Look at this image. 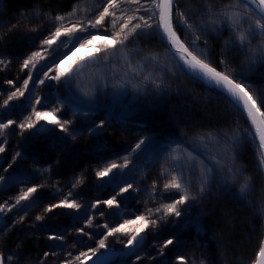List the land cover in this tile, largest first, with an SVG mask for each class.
Returning a JSON list of instances; mask_svg holds the SVG:
<instances>
[{"label":"snow or ice","instance_id":"6c2138e0","mask_svg":"<svg viewBox=\"0 0 264 264\" xmlns=\"http://www.w3.org/2000/svg\"><path fill=\"white\" fill-rule=\"evenodd\" d=\"M182 3H185V0H93L92 7L73 5L72 10L66 14L53 15L50 12L34 10L32 15L36 19L43 17L49 27L45 32H40L41 25H25L27 31L40 33L39 43L31 42L34 50H30L20 62V72L25 77L22 83L19 82V76L15 80L6 79L3 82L9 87L5 90L7 95L0 103V108L7 111L15 107L19 112L27 111L28 114L24 115L22 120L8 117L0 122V153L5 152L4 145L8 143V135L11 134L8 130L15 128L23 138L31 130L42 131V121L64 134L58 137L60 144L67 143L68 138L76 140L74 120L61 118L59 115L63 109L68 108L75 116L78 108L85 105L84 100L71 92L73 77L83 73L86 68L101 63V56L103 63L109 64L117 53L127 70L115 80L112 87L121 90L122 94L129 88L136 97L147 95L149 89L158 97L166 92L171 93L172 83L166 80L165 76H175L178 70L194 82L209 85L210 89L226 100L236 112L246 117L249 127L242 133L239 129H234L232 133L192 129L193 140L204 149V153L197 151L192 142L182 138L164 146L162 151L165 156L159 174V178H164L162 190L157 189L158 181L153 180L149 192V200L155 207H149V201H145L144 212L131 218H125L121 206L124 204L125 194L141 191V186L135 184L137 165L134 161L142 160L146 152L156 147V140L151 136H142L127 155L107 160L94 171L95 177L100 181L98 188L111 187L114 193L106 199L96 198L85 205L74 198L78 193L74 194L73 190L84 184L85 178L82 174L74 179L71 190L54 203L41 205L39 192L45 187L44 183L21 188L18 195L0 203V235L11 231L4 217L13 213L14 209L18 213L23 212V215H19L18 219L13 218V226L24 224L34 207H42V211L32 217V227H36L35 222H44L48 214L57 209L69 210L65 214L70 216L73 230L81 237L77 243L84 250L74 256L72 251H67L66 258H61L60 253L55 250L44 251L41 259L33 262L29 261L26 253L8 250V246L4 245L5 250H0V264H21L22 261L28 264H45L49 256L61 258V264H87L93 257L99 260L97 254L101 249L109 248V237H124L120 242L128 251L123 255L135 256L133 264H139L144 257L138 254L137 249H143V241L149 227L156 229L161 223H167L169 217L180 218L187 215L182 212V206H192L195 202L208 199L213 194L214 186L225 196L231 195L236 200L251 204L248 198L257 190L254 178L238 166L237 158L245 142L255 144L257 168L260 176L264 177V94L254 92L247 79L248 74L255 71L257 66H264V0H231L219 9L206 0L204 11L196 20H190L187 14L194 11L191 5L182 8ZM28 18V13H20L21 20ZM18 27L19 21L10 24L7 31L10 33ZM225 29L230 35L229 39L223 41L217 66L213 63L209 51L202 48L199 42L202 35H214L219 38ZM181 30L184 32L183 38ZM188 33L193 37L190 41L187 40ZM5 35L6 33L0 34V40H3ZM62 38L70 40L72 46L68 48ZM98 40L102 41L99 46ZM153 40L163 44L166 53L162 56L159 52L148 51L134 64L132 57L143 53L144 49H129L128 45L140 42L151 44ZM203 44L207 46L209 40L204 39ZM62 46L67 50H62ZM79 49L90 51L85 56L76 57V51ZM232 49H237L236 56H242L238 66H233L229 61L228 52ZM169 59L175 61L173 67H169ZM12 63L13 60L0 50V71L7 70ZM146 68L151 70L145 73ZM261 75L264 76V73ZM100 79L103 80L104 77L101 76ZM46 81L63 85L69 89L70 94L64 99L57 98L54 106L45 108L44 97L36 94L35 89L44 86ZM104 87L107 88L108 84L105 83ZM81 92L89 99L95 96L94 91L82 89ZM175 92L179 93L178 87ZM21 98V103H15L21 101ZM87 107L95 109L96 106L89 103ZM105 123V119L98 123L92 121L94 127H89L88 133L97 134L98 130L105 127ZM187 134L186 131L183 135ZM186 144L188 146H185ZM209 145L212 146L210 155L207 154ZM190 148L192 150H189ZM18 158H22L20 152L12 156V161L15 162ZM8 167L11 168L12 165L9 164ZM194 170H198L195 188ZM4 171L7 172L8 169ZM50 171L51 165L36 170L38 176ZM129 175L132 176L131 180L125 178ZM13 182L28 184L29 179L16 181L12 177L0 176V183L7 185ZM57 191L63 190L58 188ZM261 192L264 193V186ZM158 198L167 202L157 204ZM105 208L113 210L107 214L111 222L99 224L97 216L105 218ZM258 211L260 218L264 219V196ZM40 229L49 231L43 223H40ZM97 229L101 231L97 232ZM97 235L100 238L95 240V247L86 244L82 239L87 237L93 240ZM46 239L53 242L52 249L68 247L64 232H53L48 234ZM181 244L182 241L174 234L163 241L158 252L163 255L164 249ZM22 247V244L16 245L17 249ZM72 247L75 248L76 245ZM255 256L252 264H264V238L260 240ZM93 264H96V261ZM176 264L189 262L184 255H177ZM199 264H206V261L201 260Z\"/></svg>","mask_w":264,"mask_h":264},{"label":"trees","instance_id":"16d2710c","mask_svg":"<svg viewBox=\"0 0 264 264\" xmlns=\"http://www.w3.org/2000/svg\"><path fill=\"white\" fill-rule=\"evenodd\" d=\"M205 2L206 0H185L181 7L191 5L194 11L187 14L190 20H196L204 11ZM207 2L219 9L224 4L230 3L231 0H207ZM77 4L84 8L88 5V8L93 6V3H89L88 0H0V25H2L0 34L6 33L5 38L0 40V50H3L4 55L13 60L7 70L0 71V93H3L0 95V103L6 98L7 92L5 90L9 87L3 82L6 79L15 80L19 76V82L22 83L25 77L20 72V62L30 50H34L31 42L39 43L40 33L27 31L25 25L27 24L29 27L41 25L40 32H45L48 28L43 17L36 19L32 15L34 10L38 9L44 13L50 12L53 15L56 13L66 14L72 10L73 5ZM21 12L28 13L29 18L21 20ZM204 18L206 19V17ZM18 21L19 27L9 33L7 29L10 24H16ZM181 35L183 38V30H181ZM229 35V31L225 29L219 38L214 35L201 36L200 46L209 51L213 63L217 66H219L217 62L223 41L229 39ZM191 39L193 37L191 33H188L187 40L190 41ZM204 39L209 40L207 46L203 44ZM134 47L144 49L142 54L154 51L163 56L166 53L165 46L158 40H153L151 44L140 42ZM62 50H64L63 46ZM236 51L237 49H232L228 52L229 61L233 66L240 65L242 59V56L235 55ZM76 56H80V54L76 53ZM174 64L175 61L169 59V67H173ZM149 70V68L145 69L146 72ZM262 73H264V66H257L255 71L248 74L247 79L250 85L253 83L258 85L263 90L260 93L264 94V76L261 75ZM165 79L172 83L173 91L171 93L166 92L163 96L158 97L149 89L147 95H140L139 97L134 95V100L131 103V114L123 110L124 114L127 113L128 121L127 124L123 125L132 126L119 127L115 125H120L119 121L121 120L117 113L121 110L105 112L101 118L106 120L105 127L98 130L97 134H89L87 129L94 127L92 121L98 123L101 119H86L87 115L92 114L79 107L75 116H73V111L68 108L63 109L59 114L61 118L74 120L73 127L76 129L77 135V139L74 141L68 138L67 143L60 144L58 139H54V137H61L64 134L60 133L58 129H53L52 125L45 126L46 130L42 132L31 131L26 133L23 138L15 128L8 130L11 134L8 135V143L4 145L5 152L0 153V176L7 178L10 177L6 176L10 171L21 169V179L28 178L29 183L13 182L7 185L0 183V203L18 195L23 187L40 183L45 184V187L39 192L41 205L57 202L63 193L71 190L72 182L81 174L85 178L84 184L73 190L74 194L78 193L74 198L85 205L90 204L96 198L106 199L114 193L111 187L98 188L100 181L95 177L94 171L107 160L127 155L135 142L142 136H151L156 140V147L146 152L142 160L134 161L137 165L135 184L141 186V191L125 194L124 204L121 206L125 218H131L133 215L144 212L145 201H149V207H155V204L149 200V192L153 180L158 181L157 189L162 190L164 178H159V174L165 156L162 151L164 146L177 138H182L192 142V145L199 151L201 149L193 140L192 129L232 133L233 130L228 125L229 118L238 117L239 121L237 122L246 128L249 127L245 117L236 112L226 100L218 96L210 87L194 82L178 70L175 76L168 74ZM58 85L60 84L55 81H46L44 86L35 89L36 94L44 97L45 108L54 106L57 98L64 99L70 94L67 88L63 85L59 88ZM177 87L179 93L175 92ZM61 88L64 91H61ZM183 91L185 94L181 93ZM22 101L23 98L15 103ZM27 114V111L21 113L15 107L9 108L7 111L0 108V122L8 117L22 120ZM111 128H114L115 131L112 132ZM241 129L239 131L242 133ZM186 131L188 134L183 135ZM17 140L18 145L14 146ZM16 152H20L22 158L13 162L12 156ZM10 162L14 163L11 169L8 167ZM237 164L245 170L247 175L254 178L257 190L248 198L251 204L236 200L231 195L225 196L214 186L213 194L208 199L195 202L192 206H182V212H186L187 215L180 218L169 217L167 223H161L156 229L149 227L143 241V249H137L138 254L144 257L139 264H176L177 255H184L189 264H199L201 260L206 261V264H252L253 259L256 258L255 254L258 251L260 240L264 237V219L260 218L258 211L262 196H264V193L261 192V188L264 186V177L260 176L257 168L258 159L255 144L250 142L243 144L239 151ZM49 165H51V171L38 176L36 170L48 168ZM4 169H8V171L5 172ZM197 171H193L194 188ZM125 178L131 180L132 176L129 175ZM21 179L17 176V181ZM58 188L63 191L58 192ZM10 194L14 195L10 196ZM160 202L167 201L158 198L156 203ZM41 211L42 207H34L29 212L32 214L29 218ZM67 211L69 210L57 209L53 213H49L44 222H36L38 228L35 230H39L40 234L38 238H35V232L31 230L34 228H31L27 223L15 224V226L10 224V218L12 220L13 218L18 219L19 214L22 213H18L14 209L13 213L4 217L7 227L11 228V231L6 235H0V250H5L4 245H7L8 250L26 253L29 261L34 262L38 260L31 256L33 251H36V255L40 256L44 251L52 249L53 242L46 239L48 234L60 231L66 235L69 232V235L65 237L67 241L71 236H74L78 241L81 237L73 230L70 216L65 214ZM109 211L113 210L105 208V218L97 216L99 224L106 221L111 222L107 215ZM40 223H43L49 231H42ZM96 231L101 230L97 229ZM174 234L178 236L182 244L169 246L163 250V255H160L158 249L163 241ZM99 238L98 235L94 236L93 240L82 237L86 244L93 247H95V240ZM124 239V237H109V249L121 251L119 259L114 264H133L135 260V256L123 255L128 251L120 242ZM17 244H22L23 247L17 249ZM70 249L76 254V248ZM21 264H28V262L22 261Z\"/></svg>","mask_w":264,"mask_h":264},{"label":"rangeland","instance_id":"374dc122","mask_svg":"<svg viewBox=\"0 0 264 264\" xmlns=\"http://www.w3.org/2000/svg\"><path fill=\"white\" fill-rule=\"evenodd\" d=\"M88 1H89V3H93V0H88ZM88 7H89V5L86 6L85 8H88ZM62 39L65 40V43H66L67 47L70 48L71 47V41L68 40L67 38H62ZM101 42L102 41L98 40L97 41V46H99V44ZM137 44H129L128 48L131 49L134 46H136ZM64 50H67V48H64ZM89 51H90L89 49H79L78 51H76V53L80 54V56H76V57H82ZM143 55L144 54H142V53H140V56H139V54L138 55H134L132 57L133 63L135 64L136 60L141 59ZM100 60H101V63H99L97 65H94V66H90L89 68H86L83 71V73L78 74L77 76L73 77L72 84H71V92L75 93V95L77 97H79L80 99L85 101V105L81 106V108L83 110H87L88 113L92 114V115H87L86 119H90V118L101 119V118H103V115H104L105 112L121 110V111H119L117 113V115L119 116V118L121 120V121H119L120 125H118V124H115V125L119 126V127L132 126V125H123V124H127L128 123V121H127V113L124 114L123 110L125 112H128L129 114H131V110H132L131 103L134 100L133 98H134L135 93L129 88L126 93L122 94L121 90L114 89L112 87V84L115 82V80L119 79L123 75V73L127 70L126 66L124 65L122 60L118 58V53H117L116 57H112L111 58V62L109 64H104L103 63V56L100 57ZM66 67H67V65H66ZM145 73H147V72L145 71ZM101 76L104 77L103 80L100 79ZM105 83L108 84L107 88L104 87ZM58 86H59V88L62 87L61 84L58 85ZM251 86H252V89H253L254 92L260 93V92L263 91V90L260 89V87H258V85L254 84V83ZM82 89L84 91H89V92H93L94 91L95 92V96L92 97L91 99H89V97L83 96V94L81 92ZM61 91H64V89L61 88ZM181 93L185 94L184 91L181 92ZM89 103L94 104L96 106L95 109H90L89 107H87V104H89ZM97 121H99V120H97ZM237 121H239L238 117H236V118L234 117V119L229 118V123H228L229 128L231 130H234V128L241 129V127H242L241 131L243 132V130L246 129V127H244L241 123H239ZM41 123L42 124L44 123L43 124L44 127L45 126H49L43 121ZM45 130L46 129L44 128L42 131H45ZM110 130L112 132L115 131L114 128H111ZM31 131L32 132H37L35 129L31 130ZM42 131H40V132H42ZM58 137L59 136L54 137V139H58ZM32 139H34V137H32ZM17 142H18V140L14 143V146L17 144ZM200 149L201 150H199V152L204 153V149H202V148H200ZM211 152H212V146L209 145V152L207 154L210 155ZM201 158L203 159L204 155H202ZM10 164L13 165L14 163L10 162ZM21 174H22L21 173V169H18L17 171H10V173L7 174L6 176L13 177L14 180H15V177H16V181H17V176H18L19 179H21ZM194 181H195V185H196L197 179H195ZM66 194L67 193H63L61 195V198H63V196L66 195ZM13 195L14 194H10V196H13ZM19 215H23V212L21 214H19ZM31 215L32 214H29L28 217L26 218V221H25V223H27L29 226H31L32 223H33L32 218L31 217L29 218V216H31ZM12 221L13 220L10 218V224H13ZM31 228H32V226H31ZM33 228L34 229H31V230L35 232V238H38L39 234H40L39 230H35L36 228H38V226L37 227H33ZM67 235H69V232L65 235V237H67ZM66 241H67V239L65 238V242ZM66 243H68L67 244L68 247L66 249H60L59 247H56V248L51 249V250H55L56 252L60 253V257L61 258H66L65 257V253L67 251H70L71 250L70 248H72V246L74 244L76 245V247H75L76 248V254H78L77 250H84L81 246H79V244L77 243V239L74 236H71ZM107 251L117 252L119 254L117 260L119 259L121 251L120 250L118 251V250H115V249H109V248L107 250L106 249H101L97 255L105 253ZM74 252L75 251H73V256L76 255ZM31 256L34 257V259L36 257L37 260H40L41 257H42V255H40V256L38 255L37 256L36 255V251L35 252L33 251V253H31ZM61 258H56V257L49 256V258L46 260L45 264H61ZM117 260L115 262H117ZM115 262H113L112 264H114Z\"/></svg>","mask_w":264,"mask_h":264},{"label":"water","instance_id":"95a60500","mask_svg":"<svg viewBox=\"0 0 264 264\" xmlns=\"http://www.w3.org/2000/svg\"><path fill=\"white\" fill-rule=\"evenodd\" d=\"M199 83L204 85V86L210 87L209 85H207L203 82H199ZM245 119H246V117H245ZM118 256H119V254L117 252L107 251L105 253L98 255L99 260H97V258L94 257L92 260L88 261L87 264H93L94 261H96V264H101V262H104V264H112L113 262H115L117 260Z\"/></svg>","mask_w":264,"mask_h":264}]
</instances>
